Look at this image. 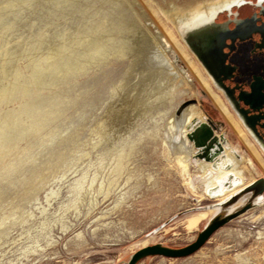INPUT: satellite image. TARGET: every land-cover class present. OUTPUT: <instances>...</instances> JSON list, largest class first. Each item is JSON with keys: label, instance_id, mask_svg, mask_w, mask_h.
<instances>
[{"label": "rangeland", "instance_id": "374dc122", "mask_svg": "<svg viewBox=\"0 0 264 264\" xmlns=\"http://www.w3.org/2000/svg\"><path fill=\"white\" fill-rule=\"evenodd\" d=\"M170 1L193 0H0V264H126L144 241L196 239L207 220L189 231L185 216L216 201L187 190L163 153V119L155 108L135 116L129 97L130 52L147 20L168 41L171 28L198 66L162 12ZM170 44L195 87L177 105L205 108L222 123L215 133L251 158ZM261 210L264 202L189 256L136 264H264Z\"/></svg>", "mask_w": 264, "mask_h": 264}, {"label": "bare ground", "instance_id": "6f19581e", "mask_svg": "<svg viewBox=\"0 0 264 264\" xmlns=\"http://www.w3.org/2000/svg\"><path fill=\"white\" fill-rule=\"evenodd\" d=\"M174 7L176 6H173L170 1L167 9H162V12L174 27L180 41L185 45L183 39H185L189 31L196 29L197 23L192 22L190 28H188L189 30L186 29L187 32L181 29L169 13V9ZM144 23L145 27L141 31V36L134 43L133 51L130 52L131 75L133 76L131 80L135 90L129 96L134 102L131 104V110L135 111L136 116L145 114L144 112L148 111V109H156L154 111L158 113L160 119H163V130L160 138L163 153L168 157L171 165L176 168V173L181 177L185 187L191 194L198 198L207 197V189L214 187L229 173L237 177L240 182L238 185L230 191L222 190V195L214 198L215 203L225 201L256 180L253 177V173L258 174L254 163L261 167L264 172V159L236 119H234L220 96L211 90L200 68L192 64L190 55L178 41L173 30L168 27L169 40L173 43L181 57L189 62L190 70L196 76L201 87L210 95L251 153V155H248L251 158L238 156L237 152L239 150L234 146L228 145L223 134L218 136L215 133L221 145L222 153L213 157L210 162L196 156L198 149L194 146L193 141L188 139L187 135L194 130L196 124L205 122V114L197 104L185 105V103H179L177 105L178 95L182 92H189L188 85L193 87V84L187 73L179 68L170 41L164 37L156 23L150 20ZM183 84L186 85V88L179 89ZM226 164H229L227 168L224 167ZM245 171L252 173V179L246 180ZM46 198H48V195H46ZM244 200L245 198L239 200L228 211L232 212L235 208L242 205ZM263 202L259 201L257 206ZM216 213H218V208L213 205L191 212L185 216V227L189 231L196 230L200 222L208 221ZM260 214L262 216L264 210H261ZM258 239L260 243L264 244V233L259 232ZM147 244L148 241L142 242L140 248ZM239 257L241 256L239 255ZM241 259L244 260L242 257Z\"/></svg>", "mask_w": 264, "mask_h": 264}, {"label": "flooded vegetation", "instance_id": "af4514ba", "mask_svg": "<svg viewBox=\"0 0 264 264\" xmlns=\"http://www.w3.org/2000/svg\"><path fill=\"white\" fill-rule=\"evenodd\" d=\"M172 5L176 7L169 13L181 29L197 23L193 29L197 31L185 38L204 64L203 68L196 61L202 75L264 156V0H193ZM204 112L215 128L222 125L205 108Z\"/></svg>", "mask_w": 264, "mask_h": 264}, {"label": "water", "instance_id": "95a60500", "mask_svg": "<svg viewBox=\"0 0 264 264\" xmlns=\"http://www.w3.org/2000/svg\"><path fill=\"white\" fill-rule=\"evenodd\" d=\"M196 31L197 30L189 31L186 36H192ZM183 40L187 48L195 56L197 62L201 67L204 68V64L201 61V58L198 55L197 51L188 43L186 38ZM218 129L219 127L215 128L212 125V122L205 116V122L196 124L194 130L187 135L188 139L193 141L194 146L198 149V153L196 155L198 158L210 162L212 161L213 157L222 153L221 145L218 142L214 131ZM228 166L229 164L224 165L225 168H227ZM239 183L240 182L238 178L235 177L232 173H229L214 187L207 189L206 195L207 197H209V199H214L215 197L222 195V190L230 191ZM263 196L264 178L259 177L238 193L230 196L225 201L211 204L218 208V213L212 215L208 219L201 230L197 233L196 239L190 244H187L180 248H171L160 243L146 245L132 253L129 256L126 264H136L143 258L153 256H163L166 258H181L189 256L196 252L199 248H201L217 229L224 226L231 220L237 218L249 209L257 206L259 201H264ZM243 198H245V200L243 201L242 205L235 208L232 212L228 211L231 206L235 205L239 200ZM158 230L159 228L155 229L154 232H157Z\"/></svg>", "mask_w": 264, "mask_h": 264}]
</instances>
